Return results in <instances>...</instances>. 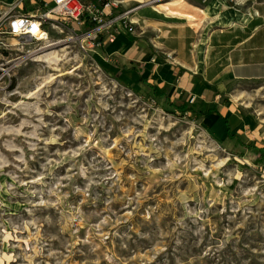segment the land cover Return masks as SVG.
Listing matches in <instances>:
<instances>
[{"label": "rangeland", "instance_id": "rangeland-1", "mask_svg": "<svg viewBox=\"0 0 264 264\" xmlns=\"http://www.w3.org/2000/svg\"><path fill=\"white\" fill-rule=\"evenodd\" d=\"M70 34L59 70L0 51V264H264V78L207 108Z\"/></svg>", "mask_w": 264, "mask_h": 264}, {"label": "crops", "instance_id": "crops-1", "mask_svg": "<svg viewBox=\"0 0 264 264\" xmlns=\"http://www.w3.org/2000/svg\"><path fill=\"white\" fill-rule=\"evenodd\" d=\"M116 1L105 9L112 25L99 33L98 50L113 71L146 79L171 97L218 109L229 82L264 78V0H253L248 9L225 0L223 8L240 9L246 19L214 25L218 16L207 17L192 0L170 4L173 11L159 9L156 0ZM112 31L116 37L109 44Z\"/></svg>", "mask_w": 264, "mask_h": 264}, {"label": "built area", "instance_id": "built-area-1", "mask_svg": "<svg viewBox=\"0 0 264 264\" xmlns=\"http://www.w3.org/2000/svg\"><path fill=\"white\" fill-rule=\"evenodd\" d=\"M26 1L28 0H0V51H18L19 59L28 58L35 62H40L35 59L43 47L51 44V29L71 33L70 38L80 39L82 47L86 49L101 45L99 33L112 25L111 20L105 18V9L117 3L116 0H30V5H26ZM201 1L207 3L209 0ZM226 2L238 5L244 0ZM143 4L139 3L138 6ZM87 19L96 23L92 31L76 32V25H85ZM115 37L116 33L110 32L108 43H112ZM9 38L16 41L11 43ZM25 45L33 46L22 48ZM4 70L2 69L3 74H6Z\"/></svg>", "mask_w": 264, "mask_h": 264}, {"label": "bare ground", "instance_id": "bare-ground-1", "mask_svg": "<svg viewBox=\"0 0 264 264\" xmlns=\"http://www.w3.org/2000/svg\"><path fill=\"white\" fill-rule=\"evenodd\" d=\"M179 0H168L164 2H158L156 7L159 9H166L167 11H173L172 8L169 7L170 4L177 3ZM225 0H212L206 6L201 7V10L207 17L218 16L217 19L211 21L210 25H214L215 23H232L235 19H240L245 21V14L240 12V9H236L234 7H230L227 4L225 8H223V3ZM228 15L227 18L223 19V16ZM70 50L68 46H54L51 44L45 45L41 52L38 53L36 61L44 62L47 66L52 68L53 70H59L62 63L69 58ZM44 80H41L35 89L27 92V97L35 96L38 91L42 88L44 84Z\"/></svg>", "mask_w": 264, "mask_h": 264}, {"label": "trees", "instance_id": "trees-1", "mask_svg": "<svg viewBox=\"0 0 264 264\" xmlns=\"http://www.w3.org/2000/svg\"><path fill=\"white\" fill-rule=\"evenodd\" d=\"M87 25H89L90 27L92 26H95L96 23L92 20H88L87 19ZM154 90L157 91L159 94H165V91L161 90L160 87L157 85V84H153V83H150ZM176 104V103H174ZM178 106H180L183 110L186 109V105L187 103L186 102H183V103H177ZM209 111H214L213 109H209ZM223 118L225 119V122H226V125H227V132H228V135L231 136V137H235V136H239V134L233 132V125L231 123V116H223ZM257 152H259L262 156H264V147H259L258 145L256 144H253V143H249Z\"/></svg>", "mask_w": 264, "mask_h": 264}]
</instances>
